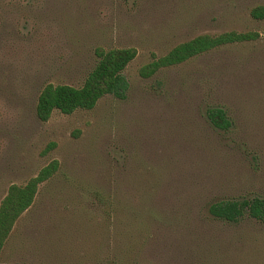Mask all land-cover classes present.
<instances>
[{
    "label": "rangeland",
    "instance_id": "1",
    "mask_svg": "<svg viewBox=\"0 0 264 264\" xmlns=\"http://www.w3.org/2000/svg\"><path fill=\"white\" fill-rule=\"evenodd\" d=\"M264 0H0V204L42 168L0 264H264V223L213 204L264 197ZM227 44L149 78L140 68L197 36ZM96 48H134L124 97L92 110L36 104L79 88ZM221 109L227 128L208 120ZM53 145V147H50Z\"/></svg>",
    "mask_w": 264,
    "mask_h": 264
},
{
    "label": "trees",
    "instance_id": "2",
    "mask_svg": "<svg viewBox=\"0 0 264 264\" xmlns=\"http://www.w3.org/2000/svg\"><path fill=\"white\" fill-rule=\"evenodd\" d=\"M255 19H264V6L251 11ZM259 37L257 33L227 32L214 37L201 35L178 44L166 55L156 58L139 70L143 78H149L162 68L176 66L203 54L211 49L227 44L248 42ZM97 63L87 75L83 85L75 88L68 85L47 84L39 94L36 104V116L46 122L53 111L71 114L76 110H92L105 95L124 97L128 84L123 71L134 60L137 51L134 48L109 49L96 48ZM209 122L216 128H227L228 120L221 109L210 110ZM50 147H53L51 145ZM53 161L40 170L36 177L24 186L12 185L0 204V253L18 218L33 204L38 185L49 179L57 170ZM210 213L216 218L236 222L247 214L264 223V197L243 201H227L213 204Z\"/></svg>",
    "mask_w": 264,
    "mask_h": 264
}]
</instances>
